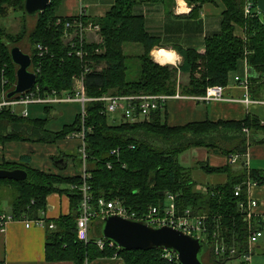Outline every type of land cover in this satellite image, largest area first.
Listing matches in <instances>:
<instances>
[{"label": "trees", "instance_id": "trees-1", "mask_svg": "<svg viewBox=\"0 0 264 264\" xmlns=\"http://www.w3.org/2000/svg\"><path fill=\"white\" fill-rule=\"evenodd\" d=\"M139 1L166 0H115L111 9L101 17L89 19L80 13L73 16H60L58 10L62 0H51L47 8L30 16L25 11V0H0V94L10 92L16 83L17 65L13 62L11 48L20 45L27 36L33 42L32 69L37 71V82L42 94L72 91L74 77L85 72L84 88L88 96L104 94H167L179 91L189 96H204L207 88L214 85L226 86L229 75L242 61H247L253 73L250 77V91L254 99L264 98V20L257 11V0H253L255 10L245 15L246 0H221L225 6L222 13L221 31L206 37L205 51L193 48L174 47L182 56L181 65H163L154 60L151 52L161 46L158 36L151 34L146 27L145 17L134 12ZM190 7L189 17L196 18L202 6L213 0H183ZM172 11L173 4L169 6ZM11 11L21 12L23 22L17 32H12L3 24ZM36 17V25L30 31V19ZM80 20L84 25L99 24L101 42L81 40L76 33L65 41L66 23ZM237 26L244 28L246 36H237ZM126 43L139 44L137 54H127ZM47 46L48 51L39 55L37 45ZM82 50L80 57L77 51ZM137 60V70L132 60ZM189 72V82H177L178 75ZM196 74L198 76H196ZM3 77L7 80L3 84ZM103 102L87 103L85 117L87 170L91 174L92 206L99 210L98 200L119 198L136 211H143L151 205L165 204L167 194H177L181 209L191 208L196 214L207 216L209 233L206 242L208 250L201 259L205 264H249L244 258L249 248L250 219L241 208L247 203V182L253 180L264 184V172L249 170L246 154L252 144L264 141V122L257 116L248 114L242 120L194 121L180 126L167 123L162 112L163 106L154 110L151 117L138 121L109 123L108 115L102 111ZM51 107L45 109L49 112ZM48 118L21 116L4 108L0 111V143L9 141H30L56 143L82 129V116L65 125L60 131L46 128ZM89 128L91 130H89ZM248 129V133L244 129ZM235 144L232 148L220 149L227 155L223 166L200 164L208 174H227V181L209 184L205 191L196 189L197 182L192 167H185L179 161L184 151L195 147L217 150L216 139ZM219 142V141H218ZM113 152V150H116ZM238 155L234 169L231 155ZM72 156L78 169H82V156ZM27 156H23L24 161ZM30 160V159H29ZM20 163L0 164V169L23 168L28 172L25 180L0 179V188L8 195L10 190L13 220L44 219L42 214L47 208V196L54 192L67 193L70 197L71 212L56 221L54 229L47 222L46 259L49 261L71 260L75 264L118 255L125 264H181L176 254L166 256L167 251L155 248L149 250L121 249L117 246L99 248L96 240L102 236V218L91 221V240L85 243L77 236V218L80 215L83 184L81 173L77 176H64L48 173L24 166ZM111 167H108V165ZM24 166V167H23ZM63 185H76L67 188ZM237 185L242 186L240 195L235 194ZM2 204L0 196V206ZM1 215V210H0ZM262 225V220L261 223ZM262 228V226H260ZM257 227V226H256ZM215 234V235H214ZM108 241V240H107ZM216 241L226 248L224 254L215 252ZM236 253L231 254V248ZM205 257L208 261H205Z\"/></svg>", "mask_w": 264, "mask_h": 264}, {"label": "crops", "instance_id": "crops-1", "mask_svg": "<svg viewBox=\"0 0 264 264\" xmlns=\"http://www.w3.org/2000/svg\"><path fill=\"white\" fill-rule=\"evenodd\" d=\"M114 1L62 0L58 14L67 17L83 13L89 19H93L104 16L111 9ZM171 4H173L172 11L169 8ZM224 9L225 6L221 0H213L202 6L198 17L192 18L188 15L191 7L183 0H166L164 2L139 1L134 6V12L145 17L147 30L151 34L158 36L161 40V46H156L151 52L154 60L162 64L156 58L155 52L161 48H166L165 50H168V52L172 50L177 54L176 62L169 63L173 65H178L182 61V56L174 47L193 48L200 53L205 51L206 37L221 31V20ZM235 33L242 38L246 36L244 28L241 26L236 27ZM170 55L175 56L173 52L167 56ZM252 73L253 70L250 69L245 61H242L238 68L229 75L228 84L225 86V97L227 99L244 98L245 89L236 82L235 77L237 75L251 76ZM250 94L252 96L251 91ZM28 105L18 106L22 107L21 111H27V117H29ZM42 105H45V108L50 106L48 104ZM162 112L164 113L165 120L171 126H180L190 122L206 121L208 119L212 121L242 120L248 114H253L264 122V104H246L243 100L206 101L194 96L184 95L183 97H173L167 100L162 108ZM80 145L81 139L78 136L72 135H69L65 139H60L56 143L30 141L0 143V164L7 162L20 163V161H24L23 156H27L24 161V166L30 165L32 168L48 173L77 176L81 173V169H78L73 157L66 156V154L72 155L76 153L80 149ZM205 149V147H195L194 151H197L195 153L197 155L199 154V156L203 155L204 158L209 159L212 157V160L210 162L208 161L211 166H223L229 162L227 155L223 153L220 155L219 151L215 149H212V152ZM245 156L246 166L249 170L254 169L264 172V141L250 145ZM236 163L231 165L234 169L239 168V164ZM192 167L195 169L200 168L199 165ZM200 172L204 171L200 168L199 174ZM210 175L211 177L202 176L201 178L194 175L197 182L196 189L205 191L208 187L207 185L225 183L228 178L226 173H213ZM246 185L247 202L249 200H257L258 202L257 207L253 209L254 214L250 220V226L260 228L259 223L264 218V184H257L253 180H249ZM63 187L71 188V185H63ZM167 202L168 199L166 198L165 203ZM9 206L11 211L10 203ZM70 212L71 202L69 195L67 193L54 192L47 196V208L42 216H44V220H47L48 223L53 222L56 224V221L61 216L68 215ZM3 213L4 211L1 209V214ZM26 219L9 221L3 230L0 228V264H75L71 260H47L45 249L47 225L39 226L30 224L27 226ZM261 229L263 231L262 237L256 243L249 245V264H264V225ZM87 264H125V261L122 257L114 255L96 258Z\"/></svg>", "mask_w": 264, "mask_h": 264}, {"label": "built area", "instance_id": "built-area-1", "mask_svg": "<svg viewBox=\"0 0 264 264\" xmlns=\"http://www.w3.org/2000/svg\"><path fill=\"white\" fill-rule=\"evenodd\" d=\"M255 4L253 0H246L245 4V15H251L253 10H255ZM257 9V8H256ZM258 11V9H257ZM75 27L77 28V33L80 34L81 38L83 37L84 31L87 29H92L93 23H89L88 27L84 26L83 22L80 20H75L73 23H66V32L65 37H72L71 33H69V29ZM39 55H43L44 52L48 51L47 46L43 44L37 45ZM77 54L82 57L83 51H77ZM32 69V67H31ZM33 70V69H32ZM89 69L86 68L85 72ZM37 73V71L33 70ZM85 72L74 77V86L72 91L63 92L60 96L56 90H53L51 93L42 94L40 87L37 86L34 89L31 88L23 93H19L13 98L7 97V91L2 90L0 94V111L4 108H10L13 112L27 116V111L23 110L21 112L17 111L18 106H26L32 103H42V104H54L56 102H78L81 105V116H82V129L78 132L71 134L72 136H78L81 139L80 145V153L82 156V169L81 175L83 178V184L80 186L82 190V200L80 203V215L77 218V236L79 240L88 243L91 240L90 233V224L91 221L97 217H101L102 219L108 215H120L122 217L143 221L152 226H163L168 225L174 228L180 229L187 234L195 235L198 237H202L206 240L209 233V226L206 221V217L200 214H195L192 209L188 208L186 210H180L177 203V194H167L168 204H164L163 206H148L143 211H136L132 209L130 206L126 205L121 199H106L104 197L98 200V208L94 209L92 206V194H91V185L88 183V178L91 177V174L87 170V152H86V127H85V117L87 115L86 105L91 101H102L105 103V108L103 110L104 114H115L120 113L123 117L127 119V121L133 122L138 120H144L149 118L150 114L158 109L161 105L165 104L167 100L173 97H183L179 93L175 95H167V94H136V95H120V94H110L103 95L100 97H89L87 96L84 88V77ZM235 80L239 82L248 92L249 89V79L248 77L241 78L240 76H236ZM3 84L7 82V80L3 77ZM197 97V96H196ZM198 99H203L206 101H219V100H232L239 101L243 100L246 104L251 103H262L264 104V100H251L248 94L245 95L242 99L230 98L227 99L225 97V88L221 85H214L208 87L206 94L204 96L197 97ZM113 150V152H116ZM236 157L232 159L235 161ZM108 167H111L109 164ZM76 185H71V188H77ZM241 186L236 187L235 194L238 195L241 191ZM257 200H249L247 203L242 202L240 204L241 208L246 212V217L251 220L254 212L253 209L257 207ZM12 216L8 213H3L0 215V228L3 230L6 224L9 221H12ZM27 226L30 224H36L39 226L47 225V222L43 218L39 219H26ZM49 228L54 229L56 224L51 222L48 224ZM215 235V234H214ZM263 233L259 229L251 228L249 233V242L250 244L256 243L261 237ZM96 244L99 248L103 249L107 244L109 246H115V244L105 238H100L96 240ZM225 246L223 244H218L216 241L215 252L219 255L225 253ZM236 248H231V254L236 253ZM172 253L168 252L166 254L167 257L170 258ZM243 258L248 262L250 260V253H245Z\"/></svg>", "mask_w": 264, "mask_h": 264}, {"label": "water", "instance_id": "water-1", "mask_svg": "<svg viewBox=\"0 0 264 264\" xmlns=\"http://www.w3.org/2000/svg\"><path fill=\"white\" fill-rule=\"evenodd\" d=\"M50 2L51 0H25V11L30 16H36L44 11ZM257 9L264 14V0H257ZM11 56L18 68L16 83L7 93L8 98L30 90L37 82V73L31 69L33 60L30 53L16 45L11 48ZM27 177L28 172L23 168L0 169V179L21 181ZM166 193L162 192L163 195ZM102 236L121 249H163L176 254L181 264H205L201 257L209 248L204 238L187 234L172 226H152L116 214L102 219Z\"/></svg>", "mask_w": 264, "mask_h": 264}, {"label": "rangeland", "instance_id": "rangeland-1", "mask_svg": "<svg viewBox=\"0 0 264 264\" xmlns=\"http://www.w3.org/2000/svg\"><path fill=\"white\" fill-rule=\"evenodd\" d=\"M21 14H22L21 12L11 11L10 14L8 15V17L3 21V24L10 31L17 32L19 30L22 22H23V17H22ZM260 17L264 20V14L262 12L260 13ZM29 22H30L29 30L31 31L36 25V17H33V19H30ZM1 23L2 22H0V24ZM84 26L88 27V25H84ZM100 30H101L100 25L93 23L92 29H87V30L84 31L83 39L87 40L88 42H101L102 41V36H101ZM77 34H79V33H77ZM71 36L72 37L76 36V33L75 34L71 33ZM72 37H65V41L66 40L67 41L70 40ZM79 37H80V34H79ZM33 44L34 43L31 42V40L26 36L23 39V41L20 42L19 46L25 52L31 53V51L33 50V47H34ZM140 49L141 48H140L139 44L126 43V45L124 46L125 52L127 54H132V55L137 54ZM165 49L166 48H161L158 51H156L155 52L156 58L160 62H162V64L164 63L163 65H172V66L181 65L182 61L180 63H178V65L169 64V63L176 62V60H177V54L174 51H172V50H170V51L173 52L174 55H175L174 56L175 57L174 61H168L167 58H164V57L160 56V54L162 55L163 53L168 52V50H165ZM157 55H159V57ZM132 64L134 65V67L137 70V60L135 58H133ZM196 76H198V75L196 74ZM189 79H190V73L189 72L180 73L178 75V79H177L178 85H179V83L185 84V83L189 82ZM176 93H179L181 96H184V94H182L179 91V89H178V91ZM141 94H146V93H141ZM59 95L61 96L62 93L61 94L59 93ZM104 95H110V94L107 93V94H104ZM120 95H124V94H120ZM98 97H100V96H98ZM194 97H196V96H194ZM74 102L75 101L67 102V103H60V104H57V103L56 104H49L50 107H51L49 109V112L46 111L45 105H42V104H31V105L27 106V109H28L30 118H37V117H39V118H48V121H47V124H46V128L48 130H50V131H54L55 132V131L62 130L65 125H69V124L73 123L75 118H76L77 113L81 112V106L78 103H74ZM100 102H102V101H100ZM163 106H164V104H163ZM21 108L22 107H18L17 110L21 111ZM108 116H109L108 117L109 123L118 124V123H121L123 121H127V119L125 117H123L120 113L109 114ZM149 117H151V114H150ZM215 144H217V145H219V147H221V148H217V151H219V154L221 155L220 149H222V147L223 148H232L234 146L235 142L234 141L228 142V141L222 140V138H221V139H216L215 140ZM205 148L208 149L210 152H212L214 150L213 148H207V147H205ZM194 150H195V148L194 149L191 148V149H188V150H186V151H184L183 153L180 154L179 161L182 163L183 166L192 167L194 165H199L200 166V164H202V163L203 164H210L209 162L212 160V157H210L209 159L204 158L203 155L202 156H199V154L197 155L195 153L197 151H194ZM215 163H217V162H215ZM192 168H193V170H195L194 175H196V177H198V178L199 177L201 178L202 176L211 177V175L208 174L207 172H200V174H199V169L200 168H196V169L194 167H192ZM204 185H206V184H204ZM10 192L11 191L8 190V195H7V193H5V191H4V189L0 188V196H1V200H2V204L0 206V210L2 209L4 211V213H6V214L11 212L10 211V206H9V199H11ZM166 204H168V203H166ZM205 261H208L207 257H205ZM236 263H237V261L236 262H232V264H236Z\"/></svg>", "mask_w": 264, "mask_h": 264}, {"label": "bare ground", "instance_id": "bare-ground-1", "mask_svg": "<svg viewBox=\"0 0 264 264\" xmlns=\"http://www.w3.org/2000/svg\"><path fill=\"white\" fill-rule=\"evenodd\" d=\"M83 37H84V34H83ZM83 37L81 38V36H80V39L81 40H84L83 39ZM171 53V51L170 52H166L165 54H160V56H162V57H164V58H167L168 59V61H174V56H172V55H170V56H167V55H169ZM158 57H159V55H157ZM163 61V60H162ZM246 62V64H247V61H245ZM89 69V68H88ZM89 71V70H88ZM87 71V72H88ZM237 76H240V75H237ZM241 78H245V77H248V79H249V89H248V92H246V89H245V95L246 94H248V96H249V98L251 99V100H255V101H259V100H264V98H260V99H254V97H252L251 96V94H250V77H249V75H245V76H240ZM237 82V81H236ZM239 83V82H238ZM240 84V83H239ZM241 85V84H240ZM222 86V85H221ZM242 86V85H241ZM224 88H225V86H223ZM208 89V88H207ZM88 96V95H87ZM89 97H91V96H89ZM103 104H104V106H105V103L103 102ZM252 104V103H251ZM253 104H256V103H253ZM257 104H262V103H257ZM161 106H163V105H161ZM160 106V107H161ZM89 130H91L90 128H89ZM86 131H87V129H86ZM244 131L246 132V133H248L249 131H248V129L247 128H245L244 129ZM234 157H236V159H237V155H231V161H232V159L234 158ZM236 162V160L235 161H232V163H235ZM236 191V190H235ZM242 191V190H241ZM241 191H240V193H241ZM240 193L238 194V195H240ZM166 194H169V193H166ZM237 195V196H238ZM164 205V204H163ZM163 205H151V206H163ZM190 208V207H189ZM179 209L180 210H186V209H188V207L187 208H184V209H181L180 207H179ZM191 209V208H190ZM193 211V210H192ZM196 214V213H195ZM200 215H203V216H205L206 217V220H207V216L206 215H204V214H200ZM262 224L264 225V218L262 219ZM252 228V226H250V229ZM253 228H255V227H253ZM257 229H259V230H261L262 231V229L261 228H258V227H256ZM255 228V229H256ZM250 229H249V233H250ZM262 233H263V231H262ZM249 244H250V242H249Z\"/></svg>", "mask_w": 264, "mask_h": 264}]
</instances>
